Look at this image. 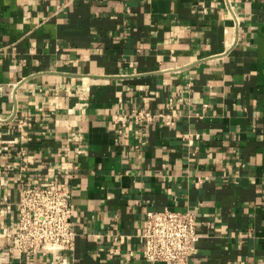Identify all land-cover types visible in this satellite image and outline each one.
<instances>
[{"label": "crops", "instance_id": "0c3cea01", "mask_svg": "<svg viewBox=\"0 0 264 264\" xmlns=\"http://www.w3.org/2000/svg\"><path fill=\"white\" fill-rule=\"evenodd\" d=\"M223 3L0 0V246L63 165L76 233L15 262L177 264L141 256L167 206L199 219L187 264H264V0H232L237 28Z\"/></svg>", "mask_w": 264, "mask_h": 264}, {"label": "built area", "instance_id": "2783aa9c", "mask_svg": "<svg viewBox=\"0 0 264 264\" xmlns=\"http://www.w3.org/2000/svg\"><path fill=\"white\" fill-rule=\"evenodd\" d=\"M222 1L231 15L233 26L237 28L239 19L232 0ZM171 108L169 100L165 110L170 111ZM164 115L165 123L173 125L172 114ZM129 117L134 123H147L152 119V114L139 109L134 110ZM24 125L20 121L19 127ZM18 155L23 157L24 150L19 148ZM20 170H24V167L20 166ZM60 170L63 179L41 181L37 185L27 183L20 187L16 201L17 224L7 244L0 246V264H21L15 260L22 254H38L55 261L60 253L73 246L76 233L71 225V189L67 182L69 169L63 165ZM198 225L199 219L195 212L187 208L176 210L165 206L146 211L140 233L141 256L151 263L187 264L200 238Z\"/></svg>", "mask_w": 264, "mask_h": 264}]
</instances>
